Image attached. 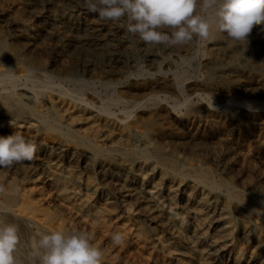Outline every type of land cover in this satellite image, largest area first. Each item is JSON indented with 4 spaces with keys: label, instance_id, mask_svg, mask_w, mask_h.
I'll list each match as a JSON object with an SVG mask.
<instances>
[{
    "label": "rangeland",
    "instance_id": "rangeland-1",
    "mask_svg": "<svg viewBox=\"0 0 264 264\" xmlns=\"http://www.w3.org/2000/svg\"><path fill=\"white\" fill-rule=\"evenodd\" d=\"M4 2L7 5L6 7L4 6ZM0 4V20L2 19V21H0V55L3 48H7L5 49L7 53V63L6 65L0 63V71L6 70L5 73L9 72L7 74L16 77L14 82L0 78V92L5 89L8 92L10 91V93L18 94L20 92L18 89L21 86L30 87V84L25 81L24 77H21L25 73L28 60L30 61L31 58H35L44 61L47 66H50L48 70L50 72H55L53 74L51 73L52 77L49 78L50 84H52L51 87L49 86L46 92L44 91L41 93V104H36L35 108H39V111L42 108L41 113H45L46 111L41 117H47L48 119L55 117L57 122L62 125H59L60 130L56 131L50 127V125L46 126L37 122L36 116L33 115L32 111L20 108L18 110V108H16L18 112L16 116H19L21 119L23 118V122L10 127V132L13 134L19 132L26 138L34 141L37 149L33 161L29 163L25 162L22 166L17 165L12 168L0 169V186L3 187V191H0V203L5 204L4 209L0 211V223H14L18 226L21 243L18 247L20 251L16 252V256L21 264H31V257L34 254L36 242L41 233L68 229H80L92 234L94 243L103 251L104 264H111V262L112 264H264V177H262L264 176V158L258 162L255 160L254 162L252 161V163L255 164H251L247 168L246 166L248 165L239 163L232 168V171H234L232 172L233 174H229L230 177L221 170L224 160L219 166L214 163L209 165L210 163L206 164L203 163L204 160H201L204 156L209 157L211 151L217 150V142H219V139H224V137L225 139L226 137L230 138L234 136L237 131L239 132V130L240 135L237 138V143L239 147H241L240 151L252 155L255 153L253 155L255 156L259 151L264 150V131L261 132L262 134L260 133L261 135H251L248 132V127H246V122L242 120L243 118L237 117V119L235 118L237 124L235 121L232 122L233 124L229 122L221 128L218 132L219 134L215 133L219 136L218 140L217 138L215 139L212 134L206 133V137L201 138L200 144L198 143L191 147L190 150H176L169 154L170 145L165 143L159 149H149L148 153L150 155H148V157H143L138 151L141 149V146H127V144L117 140L114 132L111 133V135L103 131V127L106 124L103 115H97L93 112L95 118L91 117V111L87 107L78 105L73 100L69 99L70 97L73 98V95H75L74 97L82 98L85 102L87 101L86 103L97 108L99 106V100L107 102L110 99H117L119 95L125 98L127 94L124 93V91L133 85L132 82L143 77H149L145 73L143 74L142 69H148L154 72L159 65L157 63L163 61L165 71L169 70L173 72L175 76H180L181 78L185 77L184 79L187 84L193 83L194 81L197 82V80L207 81L208 83H214L217 80L220 82L231 80L233 82L238 79L242 80L244 86H240V89L236 88L235 90H231L229 92L230 94H227V97H229L228 99L232 97L234 100V106H232L229 111L237 112L238 114L240 105L251 104L250 106L264 107L263 25L251 31L247 37L248 46L246 45L244 50L240 48V46H238V48L237 46L228 44L220 51L216 43L218 41L210 37L207 40L194 38V42H190V45L166 48L164 46L145 45L139 40L138 36H135V38L132 34L127 33L126 29L121 24L100 20L95 13H90L85 10L82 6V0H0ZM88 24L89 26H87ZM96 30L101 32L99 37L95 34ZM103 31H106V33ZM9 48L10 50H8ZM49 48H51V51ZM7 50L9 52H7ZM173 54H176V56L180 55V57H182L181 55L187 58L191 57L192 59L191 61L189 60L188 62L182 63L176 59V56ZM155 62H157V65ZM220 62L222 64H220ZM165 63L167 64L165 65ZM63 67L67 69L68 72H61L62 74H60L58 69ZM116 67L118 68L116 69ZM51 68H53V70ZM175 68H177V70ZM213 69L216 70L214 71ZM138 70H141L139 78L129 77L130 73H137ZM107 74H109V76ZM18 75L20 77H18ZM71 77L72 79H70ZM79 81L84 83L80 85ZM106 83L116 84L117 89L120 88L119 90H123V93H119L117 89H114V91L113 89H108L104 85ZM15 85L16 87L18 85L17 89ZM90 85L91 87H89ZM75 87H77L78 90ZM257 87L260 88L257 89ZM91 90L97 95L98 100L92 101L88 98L89 94L87 93L92 92ZM159 90L160 89H155L154 91L161 95L164 94L167 101L169 100L168 102L170 103L177 102L176 104H181L183 99H187L185 104H182L183 107L180 105L179 109L176 110L178 116L184 115L189 107H192V105L197 102L196 98L190 97L192 92L186 88L183 90L184 94H179L180 96L172 91L163 93ZM252 91H255V93ZM57 92L59 93L57 94ZM196 92L203 95V99L206 103H211L213 105L217 100H220L219 98L222 96L218 93H210L203 88L197 89ZM185 95H189L190 99L186 98ZM131 98H142V95L135 94L133 97L131 96ZM23 103L25 102L23 101ZM235 104L237 105L235 106ZM221 109L222 108H219L218 111H225L224 109L220 111ZM1 110H3L2 105H0V111ZM108 110L113 112L116 117L120 119L124 118L127 123L132 121V115L129 116L131 119L125 116L122 114L119 107L109 106ZM77 112L80 114V117L76 116ZM23 113L28 117L24 116ZM83 116L87 118H83ZM101 117H103L102 120ZM236 128L238 129L236 130ZM1 130H3V124L0 118V136H2L3 132ZM132 130L128 129L129 133L134 135L136 132ZM73 132L75 133L73 134ZM167 139L168 138L165 137V140ZM44 141L46 143L52 141L61 142L69 152L71 151L70 153H72V155H69V152L67 154H60L53 150H49L45 147ZM204 145L208 146L205 147ZM242 147L244 148L242 149ZM228 148L227 146L224 150L225 152L223 151L222 154L228 152ZM218 152L219 150L216 155ZM155 153L158 154L156 157L153 156ZM219 153H221V151ZM225 161H228L227 164L232 166L233 162L230 157L225 158ZM107 166H110V168L105 171L106 175L102 177L103 170ZM190 168L195 172L193 170L192 172ZM246 172H250V174L245 176ZM51 173H53V175ZM217 173L218 175H216ZM237 174H239L240 177ZM46 176H48L49 179H46ZM139 176H141L142 179ZM224 176L228 178L224 179ZM213 181L215 184L222 182V184H220V186H222H219V189L216 188L213 186ZM255 181H257V183ZM110 182L112 183L110 184ZM260 183H262V185ZM246 185H250L251 187ZM57 187L63 189L60 195L54 192ZM223 189H226V192ZM247 193H249V195ZM55 194L56 197L54 196ZM134 198L139 201H135ZM260 201L263 202L261 203ZM146 206L147 209L152 210V212L150 211L151 214L143 213ZM164 208L171 209L172 218L175 220L173 221V219H171L172 224H169L170 220L167 219V216L164 214ZM212 208L213 210H211ZM260 208L263 209L261 210ZM159 209H161L162 212L161 210L159 211ZM11 214H13V216ZM211 216L216 217H214V219ZM220 216L224 227L221 235L216 232L219 227L217 218ZM156 217L158 219H156ZM45 223H50L51 225L48 226V224L45 225ZM177 223H181L182 225L180 224L178 226ZM177 231L179 233H176ZM113 232L122 233L125 236V243L119 246L113 244L111 239V234ZM157 240L158 242H156ZM210 249H212V251ZM27 252L28 255L26 254Z\"/></svg>",
    "mask_w": 264,
    "mask_h": 264
},
{
    "label": "bare ground",
    "instance_id": "bare-ground-1",
    "mask_svg": "<svg viewBox=\"0 0 264 264\" xmlns=\"http://www.w3.org/2000/svg\"><path fill=\"white\" fill-rule=\"evenodd\" d=\"M18 1V0H17ZM33 1V0H32ZM40 1V0H39ZM2 2V1H1ZM8 2V1H7ZM80 2V1H79ZM5 3V2H4ZM1 5V4H0ZM4 6L6 7V3L4 4ZM1 7V6H0ZM8 9V7H7ZM6 9V10H7ZM26 9V8H25ZM24 9V10H25ZM4 10V9H2ZM1 10V11H2ZM16 10V8H15ZM86 10V9H85ZM17 11V10H16ZM80 11V10H79ZM11 12V10H10ZM34 12V11H33ZM1 13V12H0ZM39 13V12H38ZM86 13V12H85ZM8 14V13H7ZM6 14V15H7ZM22 16V15H21ZM30 16V15H29ZM8 17V16H7ZM77 17V16H76ZM86 17V16H85ZM10 18V17H9ZM20 18V17H19ZM88 18V17H87ZM22 19V18H21ZM18 20V19H17ZM30 20V19H29ZM82 20V19H81ZM2 21V19L0 20ZM88 21V20H87ZM98 22V21H97ZM6 23V22H5ZM21 23V22H20ZM83 23V22H82ZM87 23V22H86ZM23 25V24H22ZM114 25V24H113ZM26 26V25H25ZM89 26V24L87 25ZM92 26V25H90ZM95 26V25H94ZM117 26V25H116ZM260 26V25H259ZM264 26V25H263ZM7 27V26H6ZM258 26H254V28H257ZM3 28V26H2ZM1 28V29H2ZM253 28V29H254ZM264 29V28H263ZM105 30V29H104ZM122 30V29H120ZM119 30V31H120ZM114 31V30H113ZM112 31V32H113ZM117 31V30H116ZM115 31V32H116ZM259 31V30H258ZM27 32V31H26ZM104 33H106V31H103ZM127 32V31H126ZM28 33V32H27ZM34 33V32H32ZM36 33V32H35ZM108 33V32H107ZM95 34L98 35V37L101 35V32L100 31H95ZM117 34V33H116ZM263 34V33H262ZM28 35V34H27ZM78 35V34H77ZM19 36V35H18ZM91 36V35H90ZM39 37V35H38ZM92 37V36H91ZM132 37V36H131ZM135 37V36H134ZM5 38V37H4ZM32 38V37H30ZM133 38V37H132ZM136 38V37H135ZM210 38H215L217 44H218V49H221L223 47H225L226 45H230V43L228 42L227 40V37H226V34H223V33H220L219 31H217L215 28H213L212 30V33L210 35ZM256 38V37H254ZM94 39V37H93ZM251 39V38H250ZM15 40V39H14ZM23 40V39H22ZM32 40V39H31ZM76 40V39H75ZM133 40V39H132ZM137 40V39H136ZM259 40V39H258ZM30 41V40H29ZM42 41V40H41ZM3 42V41H2ZM9 42V41H8ZM27 42V41H26ZM31 42V41H30ZM38 42V41H37ZM49 42V41H48ZM57 42V41H56ZM115 42V41H114ZM194 42V41H193ZM24 43V42H23ZM28 43V42H27ZM26 43V44H27ZM73 43V42H72ZM117 43V42H116ZM125 43V42H123ZM137 43V42H136ZM197 43H198V40H197ZM197 43L195 42V44L197 45ZM214 43V42H213ZM212 43V44H213ZM254 43V42H253ZM4 44V43H3ZM11 44V43H10ZM15 44V43H14ZM199 44V43H198ZM248 44V43H247ZM256 44V43H255ZM18 45V44H17ZM50 45V43H49ZM59 45V43H58ZM84 45V44H83ZM87 45V44H86ZM107 45V44H106ZM123 45V44H122ZM188 45V44H187ZM190 45V44H189ZM254 45V44H253ZM258 45V43H257ZM2 46V45H1ZM15 46V45H14ZM46 46V45H45ZM85 46V45H84ZM89 46V45H88ZM124 46V45H123ZM210 46V45H209ZM248 46V45H247ZM25 47V46H24ZM81 47V46H80ZM149 47V46H148ZM186 47V46H185ZM199 47V46H198ZM228 47V46H227ZM238 47V46H237ZM90 48V47H89ZM124 48V47H123ZM189 48V47H188ZM216 48V46H215ZM230 48V47H229ZM239 48V47H238ZM242 48V47H240ZM261 48V47H260ZM5 49L7 48H3V51L1 52V55H0V63H2V65H6L7 63V53L5 51ZM17 49V48H16ZM20 49V48H19ZM18 49V50H19ZM51 48H49L50 50ZM58 49V48H57ZM175 49V48H174ZM185 49V48H184ZM252 49V48H251ZM10 50V48L8 49ZM7 50V52H9ZM12 50V49H11ZM25 50V48H24ZM37 50V49H36ZM39 50V49H38ZM42 50V49H41ZM103 50V49H102ZM178 50V49H177ZM244 50V49H243ZM254 50V49H252ZM16 51V50H15ZM51 51V50H50ZM56 51V50H55ZM78 51V50H77ZM83 51V50H82ZM91 51V50H90ZM105 51V50H104ZM109 51V50H108ZM112 51V50H111ZM120 51V50H119ZM181 51V50H180ZM212 51V50H211ZM236 51V50H235ZM247 51V50H246ZM261 51V50H260ZM17 52V51H16ZM60 52V51H59ZM84 52V51H83ZM102 52V51H101ZM173 52V51H171ZM185 52V51H184ZM240 52V51H239ZM238 52V53H239ZM23 53V52H22ZM31 53V52H30ZM52 53V52H51ZM156 53V51H155ZM183 53V52H181ZM195 53V52H193ZM258 53V52H257ZM15 54V53H13ZM20 54V53H19ZM28 54H29V51H28ZM179 54V53H178ZM184 54V53H183ZM189 54V53H188ZM220 54V53H219ZM10 55V54H9ZM18 55V54H17ZM22 55V54H21ZM176 56V54H173ZM261 55V54H260ZM263 55V54H262ZM153 56V55H152ZM166 56V55H165ZM182 57L179 56H176L175 58L178 59L180 62L182 63H185V62H188L189 60L191 61V57L187 58V57H183V55H181ZM211 56V55H210ZM14 57H17V56H14ZM36 57V56H35ZM43 57V56H42ZM171 57V56H170ZM193 57V56H192ZM195 57V56H194ZM197 57V56H196ZM212 57V56H211ZM224 57V56H222ZM221 57V58H222ZM18 58H21V57H18ZM17 58V59H18ZM59 58V57H58ZM161 58V57H160ZM210 58V57H209ZM30 59V58H29ZM39 59V58H38ZM47 59V58H46ZM164 59V58H163ZM162 59V60H163ZM173 59V57H172ZM207 59V58H206ZM213 59V58H212ZM16 60V59H15ZM26 60V58H25ZM48 60V59H47ZM175 60V59H174ZM109 61V60H108ZM113 61V60H112ZM157 61V60H156ZM213 61V60H212ZM211 61V62H212ZM215 61V60H214ZM25 62V61H24ZM27 62V61H26ZM71 62V61H70ZM169 62V61H168ZM174 62V61H173ZM197 62V61H196ZM116 63V62H115ZM157 62H155L156 64ZM227 63V62H226ZM75 64V63H74ZM159 64V63H157ZM156 64V65H157ZM167 63H165L166 65ZM190 64V62H189ZM197 64V63H196ZM211 64V63H210ZM214 64V63H213ZM220 64H222L220 62ZM25 65V64H24ZM59 65V64H58ZM180 65V64H178ZM225 65V63H224ZM170 66V65H168ZM183 66V65H182ZM207 66V65H206ZM210 66V65H209ZM212 66V64H211ZM223 66V65H222ZM226 66V65H225ZM231 66V65H230ZM2 67V66H1ZM5 67V66H4ZM156 67V66H155ZM158 67V66H157ZM188 67V66H187ZM236 67V66H235ZM7 68V67H5ZM48 68H50V66H47L46 63L44 61H41V60H37L35 58H31L30 61L28 60V63L26 65V69H25V73L21 76V77H24L25 81L28 82L30 84V87L27 88V86H21L18 90H20V92L18 94H14V93H10V91H6L5 89L2 90L1 88V92H0V105H2V108L3 110L0 111V118H1V122L3 124V131L2 132V136L3 137H6V136H9V135H12L13 133L10 132V127L13 126V125H16L18 123H22L23 122V118H19V116L17 117L16 114L18 113L16 111V108H19L20 109H25V110H30L32 111L33 115L36 116V120L37 122L41 123V124H44L46 126L50 125V127H52L54 130L56 131H59L60 130V127L57 120L54 118L52 119H45L43 117H41V115H44L46 113H41V109L40 111L38 109L35 108V105L36 104H41V93H43L44 91L46 92V90L49 88V86L51 87L52 84H50L51 82L49 81L52 77L51 73L53 74L54 72L52 71L53 68H51L50 70L52 72H50L48 70ZM84 68V67H83ZM118 67H116L117 69ZM209 68V67H208ZM210 68H213V67H210ZM240 68V67H239ZM111 69V68H110ZM174 69V68H172ZM171 69V70H172ZM177 70V68H175ZM249 69V68H248ZM92 70V69H91ZM152 70V69H151ZM153 70H154V67H153ZM175 70V71H176ZM214 70V69H213ZM216 70V69H215ZM214 70V71H215ZM219 70V69H218ZM6 71V70H5ZM4 70H1L0 71V78H4V79H7L11 82H14L16 80V77L11 75V74H7L5 73ZM9 71V70H8ZM50 73H48V72ZM213 71V72H214ZM245 71V70H244ZM58 72H60V74L62 73H66L68 72L67 69H64L61 68V69H58ZM62 72V73H61ZM168 74L167 76H157L155 78H151V77H143V78H140L139 80L135 81V82H132L133 85L127 89L126 91H124V93L127 94V97L125 96V98H122L120 95L117 97V99H110L109 101L107 102H102L99 100V106L97 108H95L94 106L92 105H89L88 103H86L84 101V99L82 98H78V97H74L75 95H73V98H69L71 100H73L76 104L78 105H83V107H87L91 112H90V116L91 117H94L95 118V115L93 112H95V114H99V115H103L105 117V126L103 127V131L106 133V134H111L114 132V135L116 136L117 140L122 142V143H125L127 144V146H141V149L138 150L140 155L143 156V157H148V155H150L148 153L149 149H159L161 148L165 143H168L170 145V153H173L175 152L176 150L177 151H187V150H190L191 147L197 145L201 138H205L206 137V133H210L214 136V138L217 140L219 139V136L216 135L215 133H218L221 128H223V126L229 122H234L235 121V118L237 119V117H242L247 126L248 129H249V133L253 136H257L258 134H260L261 132L264 131V107H258V106H250V105H240L239 107V110H238V114L237 112H232V111H229L231 109L232 106H234V100L233 98L231 97L230 99H228L229 97H227V94L231 91V90H235L236 88L240 89V86H244L242 83V80H235L232 82L231 81H225V82H220V81H216L214 83H208L207 81H198L197 82H193V83H190V84H187L185 82V77L184 78H181L180 76H175L173 74V72H170L169 70L166 71ZM188 72V71H187ZM186 72V73H187ZM195 72V71H194ZM220 72V71H219ZM222 72V71H221ZM176 73V72H175ZM184 73V72H183ZM197 73V72H196ZM215 73V72H214ZM239 73V72H238ZM15 74V73H14ZM18 74V73H17ZM110 74V73H109ZM109 74H107L109 76ZM117 74V73H116ZM144 74V73H143ZM146 74V73H145ZM223 74V73H222ZM235 74V73H234ZM105 75V74H104ZM147 75V74H146ZM182 75V74H181ZM198 75V74H197ZM229 75V74H228ZM116 76V75H115ZM143 76V75H142ZM141 76V77H142ZM213 76V75H212ZM215 76V75H214ZM235 76V75H233ZM239 76V75H238ZM245 76V75H244ZM247 76V75H246ZM250 76V75H249ZM18 77H20L18 75ZM58 77V76H57ZM130 77V76H129ZM222 77V76H221ZM220 77V78H221ZM64 78V77H63ZM237 78V77H236ZM262 78V77H261ZM68 79V78H67ZM72 79V77L70 78ZM127 79V78H126ZM184 79V80H183ZM200 79V78H199ZM216 79V78H215ZM223 79V78H222ZM228 79V78H227ZM245 79V78H244ZM1 80V79H0ZM3 80V79H2ZM21 80V79H20ZM19 80V81H20ZM108 80V78H107ZM117 80V79H116ZM122 80V79H121ZM133 80V79H132ZM187 80V79H186ZM211 80V79H210ZM221 80V79H220ZM229 80V79H228ZM246 80V79H245ZM260 80V79H259ZM4 81V80H3ZM18 81V82H19ZM73 81V80H72ZM71 81V82H72ZM77 81V80H75ZM84 81V80H83ZM112 81V80H110ZM130 81V80H129ZM248 81V80H247ZM256 81V80H254ZM262 81V80H261ZM6 82V81H5ZM68 82V81H67ZM118 82V81H117ZM125 82V81H124ZM128 82V81H127ZM260 82V81H259ZM258 82V83H259ZM17 83V82H16ZM76 83V82H75ZM84 82L82 81H79V84H83ZM121 83V81H120ZM245 83V82H244ZM252 83V82H251ZM262 83V82H260ZM259 83V84H260ZM264 83V82H263ZM7 84V83H6ZM59 84V83H58ZM65 84V83H64ZM78 84V83H77ZM248 84V83H247ZM258 84V85H259ZM55 85V83H54ZM102 85V84H101ZM108 89L114 91V89H117V85L116 84H111V83H106L104 84ZM124 85V84H122ZM256 85V84H255ZM16 87V85H15ZM18 87V85H17ZM16 87V89H17ZM91 87V85L89 86ZM116 87V88H115ZM246 87V85H245ZM7 88V87H6ZM77 90L78 88L75 87ZM82 88V87H81ZM100 88V87H99ZM184 88L188 89L190 92H192V95L190 96L191 98H196L197 99V102L194 103V105H192V107H189L188 111L182 115V116H178L176 114V110L179 109L180 105L181 107H183V105L185 104L186 100L187 99H183L182 103H170L167 101V98L166 96L163 94H158L156 93L154 90L155 89H160L159 91H162L163 93L164 92H167V91H172V92H175L177 93V95L179 94H182L183 93V90ZM199 88H203L205 89L206 91L210 92V93H218L219 95H222L221 98H219L220 100H217L214 105L211 104V103H206L203 99V95L201 93H198L196 92L197 89ZM250 88V87H248ZM252 88V87H251ZM254 88V87H253ZM260 88V87H257V89ZM12 89V88H10ZM55 89V88H54ZM86 89V87H85ZM88 89V88H87ZM90 89V88H89ZM103 89V88H102ZM106 89V88H104ZM120 88H118L117 90H119ZM123 89V88H122ZM244 89V88H243ZM263 89V87H262ZM12 90H15V89H12ZM57 90V88H56ZM58 90H59V85H58ZM63 90V89H62ZM60 90V91H62ZM83 90V89H82ZM81 90V91H82ZM93 90V89H92ZM91 90V91H92ZM247 90V89H246ZM250 90V89H249ZM255 90V89H254ZM51 91V90H50ZM59 91V92H60ZM104 91V90H102ZM112 91V92H113ZM123 91V90H122ZM121 90H119L118 92L119 93H123ZM256 91V90H255ZM255 91H252L253 93H255ZM262 91V90H261ZM49 92V91H47ZM56 92V91H55ZM57 92V94L59 93ZM68 92V91H66ZM88 92V91H87ZM96 92V91H95ZM105 92V91H104ZM117 92V93H118ZM17 93V92H16ZM50 93V92H49ZM62 93V92H61ZM109 93V92H108ZM107 93V94H108ZM204 93V92H203ZM234 93V92H233ZM240 93V92H239ZM244 93V92H243ZM258 93V91H257ZM69 94V93H67ZM89 94V97L90 100L92 101H96L98 100V97L97 95L92 91V92H89L87 93ZM135 94H141L142 95V98H137V99H133L131 98V96L133 97ZM168 94V93H167ZM184 94V93H183ZM207 94V93H206ZM205 94V95H206ZM230 94V93H229ZM63 95V94H62ZM66 95V94H65ZM64 95V97H65ZM80 95V94H79ZM102 95V94H101ZM190 95V94H189ZM186 96V98L190 99V97ZM209 95V94H208ZM215 95V94H214ZM69 96V95H67ZM111 96V95H110ZM174 96V95H173ZM172 96V97H173ZM180 96V95H179ZM236 96V95H235ZM263 96V95H262ZM184 97V96H183ZM215 97V96H214ZM62 98V97H61ZM178 98V97H177ZM185 98V97H184ZM206 98V96H205ZM213 98V97H212ZM217 98V99H218ZM236 98V97H235ZM49 99V98H48ZM51 99V98H50ZM56 99V98H55ZM193 100V99H192ZM191 100V102H192ZM23 101L25 103H23ZM52 101V100H51ZM181 101V100H180ZM214 101V100H213ZM237 101V100H236ZM244 102V101H243ZM53 103V102H52ZM190 103V102H189ZM253 103V102H252ZM255 103V102H254ZM259 103V102H258ZM43 104V103H42ZM54 104V103H53ZM183 104V105H182ZM257 104V103H256ZM263 104V103H262ZM52 105V104H51ZM73 105V104H72ZM188 105V104H187ZM237 104H235L236 106ZM54 106V105H53ZM52 106V108H53ZM109 106H115V107H119L120 108V111L122 112V114H124L125 116L129 117L130 115H132V121L130 123H127L126 120L124 118L120 119L118 117L115 116V114L111 111L108 110ZM55 108V106H54ZM53 108V109H54ZM82 108V107H81ZM219 108H222L224 109L225 111L224 112H219L218 109ZM181 109V108H180ZM184 109V108H183ZM222 109L220 111H222ZM238 109V108H237ZM67 110V109H66ZM82 110V109H81ZM88 110V111H89ZM66 112V111H65ZM69 112V111H68ZM185 112V110H184ZM27 113V112H26ZM55 113V112H54ZM117 113V112H116ZM120 113V112H119ZM118 113V114H119ZM31 114V113H30ZM29 114V115H30ZM56 114V113H55ZM121 114V113H120ZM24 115V113H23ZM22 115V117H23ZM24 116H27V115H24ZM47 116V115H46ZM56 116V115H55ZM77 117H80V114L77 112L76 114ZM82 116V115H81ZM28 117V116H27ZM72 117V116H71ZM86 117V116H85ZM83 116V118H85ZM97 117V116H96ZM31 118V117H30ZM75 118V117H74ZM82 118V119H83ZM87 118V117H86ZM130 118V117H129ZM72 119V118H71ZM78 119V118H77ZM103 119V117H101V120ZM131 119V118H130ZM75 120V119H74ZM73 120V121H74ZM99 120V118H98ZM239 120V119H238ZM30 121V120H29ZM91 121V119H90ZM128 121V119H127ZM241 121V120H240ZM76 122V121H75ZM92 122V121H91ZM82 123V122H81ZM97 123V122H96ZM236 123V121H235ZM242 123V122H241ZM63 124V123H62ZM84 124V122H83ZM233 124V123H232ZM237 124V123H236ZM30 125V124H29ZM91 125V123H90ZM93 125V124H92ZM229 125V124H228ZM27 126V125H26ZM62 126V125H61ZM65 126V125H64ZM67 126V125H66ZM83 126V125H82ZM88 126V125H87ZM240 126V125H239ZM245 127V128H246ZM226 128V127H225ZM65 129V128H64ZM88 129V128H87ZM128 129H133L136 133L134 135H132L131 133H129ZM238 128H236L237 130ZM242 129V128H241ZM247 129V130H248ZM67 130V128H66ZM68 130H69V127H68ZM84 130V129H83ZM132 130V131H133ZM235 130V131H236ZM243 130V129H242ZM63 131V130H62ZM93 131V130H92ZM226 131V130H225ZM72 132V131H71ZM94 132V131H93ZM131 132V131H130ZM223 132V130H222ZM231 132V131H230ZM233 132V131H232ZM75 132H73L74 134ZM242 133V132H241ZM93 134V133H92ZM131 134V135H130ZM219 134V133H218ZM245 134V133H244ZM262 134V133H261ZM260 134V135H261ZM112 135V134H111ZM226 135V134H225ZM240 135V130L239 132L237 131V133L228 138L224 137V139H219L217 142L218 146H217V150H213L211 151V154L210 156H204L202 157L201 160H204L203 163H210L209 165H211V163L213 164H216L217 166H219V164L221 165V162L224 160V164L223 166H221V170L225 173V174H231L233 171H232V168H234L235 166H237L239 163L242 165L245 164V165H248L246 166L249 167V165L251 164H255V163H252V161L254 162V160L256 162L260 161L261 159L264 158V150H261V151H257L258 154L253 156L255 153L250 154V153H244V152H241L240 151V148L239 147V144L237 143V138L239 137ZM76 136V135H75ZM108 136V135H107ZM212 136V138H213ZM218 136V137H216ZM243 136V135H241ZM65 137V136H64ZM79 137V135H78ZM165 137H167L168 139L165 140ZM210 137V135H209ZM223 137V136H222ZM246 137V136H245ZM259 137V136H258ZM82 138V137H81ZM86 138V137H85ZM248 138V137H247ZM246 138V139H247ZM264 138V137H263ZM112 139V138H111ZM259 139V138H258ZM262 139V138H261ZM260 139V140H261ZM84 140V139H83ZM213 140V139H212ZM244 140V139H243ZM252 140V139H251ZM257 140V139H256ZM86 141V139H85ZM167 141V142H166ZM204 141V140H203ZM262 141V140H261ZM45 142V141H44ZM109 142V141H108ZM114 142V141H113ZM208 142V141H207ZM210 142V141H209ZM239 142V141H238ZM264 142V141H263ZM91 143V142H90ZM110 143V142H109ZM116 143V142H115ZM205 143V141H204ZM213 143V142H212ZM246 143V142H245ZM45 144V147L49 150H53L55 151L56 153H60V154H64V153H68L69 150L61 143V142H49V143H44ZM200 144V143H199ZM251 144V143H250ZM249 144V145H250ZM92 145V144H91ZM104 145V144H103ZM109 145V144H108ZM212 145V144H211ZM256 145V144H255ZM263 145V144H262ZM126 146V145H125ZM205 146V145H204ZM208 146V145H207ZM205 146V147H207ZM227 146L229 147V151L222 154V152L225 150V148H227ZM247 146V145H246ZM96 147V146H95ZM211 147V146H209ZM208 147V148H209ZM214 147V146H213ZM252 147V146H251ZM101 148H102V145H101ZM107 148V147H106ZM124 148V147H123ZM136 148V147H135ZM199 148V147H198ZM244 147H242L243 149ZM250 148V147H249ZM126 149V148H125ZM131 149V148H130ZM214 149V148H212ZM95 150V149H94ZM103 150V149H102ZM108 150V149H107ZM119 150V149H118ZM127 150V149H126ZM209 150V149H208ZM219 150V152L221 151V153L218 152V154L216 155L217 151ZM256 150V149H255ZM136 151V150H135ZM71 152V151H70ZM68 153L69 155H72V153ZM77 152V151H76ZM79 152V151H78ZM104 152V151H103ZM107 152V151H106ZM151 152V151H150ZM208 152V151H206ZM225 152V151H224ZM246 152V151H245ZM253 152V150H252ZM100 153V152H99ZM124 153V152H123ZM154 153V152H153ZM167 153V152H166ZM190 153V152H188ZM204 153V151H203ZM202 153V155H203ZM117 154V153H115ZM130 154V153H129ZM168 154V155H169ZM199 154V153H198ZM207 154V153H205ZM86 155V153H85ZM88 155V154H87ZM114 155V154H113ZM152 155V154H151ZM158 154H154L153 156L156 157ZM165 155V154H164ZM173 155V154H172ZM178 155V154H176ZM185 155V154H184ZM196 155V153H195ZM56 156V154H55ZM151 156V157H153ZM57 157V156H56ZM67 157V155H66ZM65 157V158H66ZM169 157V156H168ZM172 157V156H171ZM184 157V156H183ZM230 157L232 159V166H230V164H227L228 161L226 162L225 161V158H228ZM76 158V157H75ZM118 158V157H117ZM163 158V157H162ZM170 158V157H169ZM168 158V160H169ZM199 158V157H198ZM197 158V159H198ZM151 159V158H150ZM160 159V158H159ZM175 159V158H174ZM178 159V158H177ZM176 159V161H177ZM184 159V158H183ZM190 159V158H189ZM146 160V159H145ZM155 160V159H154ZM173 160V159H172ZM199 160V159H198ZM200 160V161H201ZM33 161V160H32ZM161 161V160H160ZM196 161V160H195ZM198 161V162H200ZM31 162V161H30ZM165 162V160H164ZM170 162V160H169ZM173 162V161H172ZM178 162V161H177ZM197 162V161H196ZM29 163V162H28ZM103 163V162H102ZM144 163V162H143ZM150 163V162H149ZM192 163V162H191ZM202 163V161H201ZM231 163V162H230ZM50 164V163H49ZM48 164V165H49ZM58 164V163H57ZM159 164V163H158ZM173 164V163H171ZM181 164V163H180ZM188 164V163H187ZM196 164V163H195ZM263 164V163H262ZM24 165V164H23ZM34 165V164H33ZM41 165V164H40ZM45 165V164H44ZM52 165V164H51ZM150 165V164H149ZM148 165V167H149ZM154 165V164H153ZM170 165V164H169ZM175 165V164H174ZM191 165V164H190ZM204 165V164H203ZM29 166V165H28ZM47 166V165H46ZM101 166V164H100ZM113 166V165H112ZM146 166V165H145ZM152 166V165H151ZM166 166V165H165ZM184 166V165H182ZM187 166V165H186ZM200 166V165H199ZM202 166V165H201ZM213 166V165H212ZM257 166H258V163H257ZM256 166V167H257ZM262 166V165H261ZM58 167V166H57ZM157 167V166H156ZM180 167V166H179ZM189 167V166H188ZM204 167V166H203ZM209 167V166H208ZM245 167V166H244ZM252 167V166H251ZM260 167V166H259ZM27 168V167H26ZM42 168V167H41ZM46 168V167H45ZM101 168V167H100ZM110 168V166H107L104 168L103 170V173H102V177H104L106 174H105V171H107L108 169ZM117 168V167H116ZM120 168V167H119ZM173 168V167H172ZM181 168V167H180ZM185 168V167H184ZM192 168V167H191ZM190 168V169H191ZM197 168V167H196ZM206 168V167H205ZM214 168V167H213ZM34 169V168H33ZM112 169V168H111ZM161 169V168H160ZM183 169V168H181ZM180 169V171H181ZM217 169V168H216ZM241 169V168H240ZM256 169V168H255ZM45 170V169H44ZM140 170V169H139ZM138 170V171H139ZM185 170V169H184ZM193 169H191L192 171ZM196 170V169H195ZM200 170V169H199ZM207 170V169H206ZM264 170V168H263ZM52 171V170H51ZM100 171V170H99ZM113 171V170H112ZM117 171V170H116ZM146 171V170H145ZM164 171V170H163ZM167 171V170H166ZM194 171V170H193ZM192 171V172H193ZM201 171V170H200ZM236 171V170H235ZM247 171V169H246ZM253 171V170H252ZM41 172V171H40ZM47 172V171H46ZM50 172V171H49ZM53 172V171H52ZM115 172V171H114ZM174 172V171H173ZM177 172V171H176ZM179 172V171H178ZM187 172V171H186ZM190 172V171H189ZM195 172V171H194ZM241 172V171H240ZM239 172V173H240ZM264 172V171H263ZM42 173V172H41ZM48 173V172H47ZM57 173V171H56ZM60 173V172H59ZM136 173V172H135ZM144 173V172H143ZM147 173V172H146ZM199 173V172H198ZM210 173V172H209ZM208 173V174H209ZM238 173V172H237ZM242 173V172H241ZM255 173V172H254ZM31 174V173H29ZM45 174V172H44ZM53 175V173H51ZM112 174V173H111ZM117 174V173H116ZM118 174H119V171H118ZM139 174V173H138ZM137 174V175H138ZM142 174V173H141ZM192 174V173H190ZM195 174V173H194ZM193 174V175H194ZM211 174V173H210ZM233 174V173H232ZM250 172H246L245 176L246 175H249ZM252 174V173H251ZM58 175H61V174H58ZM122 175V174H121ZM127 175V174H126ZM167 175V174H166ZM207 175V174H206ZM205 175V176H206ZM218 175V173L216 174ZM239 176V174H237ZM241 175V174H240ZM243 175V174H242ZM260 175V174H258ZM203 176V175H202ZM210 176V175H209ZM214 176V175H213ZM212 176V177H213ZM251 176V175H250ZM261 176V175H260ZM107 177V176H106ZM112 177V176H111ZM127 177V176H125ZM138 177V176H137ZM141 178V176H139ZM144 177V176H143ZM194 177H197V176H194ZM230 177V176H229ZM240 177V176H239ZM244 177V176H243ZM253 177V176H251ZM264 177V176H262ZM39 178V176H38ZM46 179H49L48 176L45 177ZM44 178V179H45ZM199 178V177H198ZM211 178V177H210ZM208 178V179H210ZM226 177L224 176V179ZM228 178V177H227ZM226 178V179H227ZM247 178V177H246ZM245 178V179H246ZM256 178V177H254ZM102 179V178H101ZM111 179V178H110ZM139 179V178H137ZM142 179V178H141ZM207 179V180H208ZM253 179V178H252ZM262 179V178H261ZM36 180V179H35ZM113 180V179H112ZM132 180V179H131ZM238 180V179H237ZM254 180V179H253ZM135 181V180H134ZM211 181V180H209ZM208 181V182H209ZM215 181V180H214ZM213 181V186H215L216 188H220V184H215ZM228 181V180H226ZM239 181V180H238ZM237 181V182H238ZM243 181V180H242ZM241 181V182H242ZM116 182V181H115ZM159 182V181H158ZM212 182V181H211ZM217 182V181H216ZM220 182V181H219ZM225 182V181H223ZM230 182V181H229ZM239 182V183H241ZM244 182V181H243ZM257 183V181H255ZM112 182H110L111 184ZM163 183V182H162ZM173 183V181H172ZM178 183V182H177ZM227 183V182H226ZM225 183V184H226ZM249 183V182H248ZM42 184V183H41ZM115 184V183H114ZM118 184V183H117ZM194 184V183H193ZM224 184V185H225ZM259 184V182H258ZM257 184V185H258ZM262 185V183H260ZM49 185V183H48ZM133 185V184H132ZM209 185V184H208ZM223 185V186H224ZM230 185V184H229ZM264 185V184H263ZM220 186V187H219ZM228 186V184H227ZM245 186V185H244ZM246 186H249L251 187L250 185H246ZM259 186V185H258ZM198 187V186H197ZM209 187V186H208ZM229 187V186H228ZM255 187V186H254ZM257 187V186H256ZM147 188V187H145ZM150 188V187H149ZM194 188V187H193ZM200 188V187H199ZM223 188H226V187H223ZM233 188V187H232ZM122 189V188H121ZM134 189V188H133ZM176 189V188H175ZM205 189V188H204ZM230 189V188H229ZM236 189V188H235ZM244 189V187H243ZM246 189V188H245ZM125 190V189H124ZM137 190V189H135ZM134 190V191H135ZM152 190V189H151ZM154 190V189H153ZM224 190V189H223ZM226 190V189H225ZM224 190V191H225ZM242 190V189H240ZM239 190V191H240ZM253 190V189H251ZM259 190V189H258ZM257 190V191H258ZM61 191H63L62 188L60 187H57L56 190L54 192H56L58 195L61 194ZM119 191L121 192V190L119 189ZM145 191V190H144ZM143 191V192H144ZM150 191V190H149ZM169 191V190H168ZM198 191V190H197ZM222 191V190H221ZM234 191V190H233ZM248 191V190H247ZM254 191V190H253ZM256 191V190H255ZM117 192V191H116ZM153 192V191H152ZM158 192V191H156ZM209 192V190H208ZM226 192V191H225ZM232 192V191H231ZM242 192V191H240ZM172 193V192H171ZM198 193V192H197ZM207 193V192H206ZM228 193V191H227ZM238 193V192H237ZM246 193V192H245ZM254 193V192H253ZM252 193V194H253ZM263 193V192H262ZM150 194V193H149ZM155 194V193H154ZM200 194V193H199ZM249 195V193H247ZM245 194V195H247ZM128 195V194H127ZM130 195V194H129ZM135 195V193H134ZM146 195V194H145ZM148 195V194H147ZM153 195V194H152ZM173 195V193H172ZM208 195V194H207ZM56 197V194L54 195ZM104 196V195H103ZM125 196V195H123ZM137 196V194H136ZM149 196V195H148ZM228 196V195H227ZM253 196V195H252ZM98 197V196H97ZM100 197V195H99ZM118 197V196H117ZM132 197V196H131ZM140 197V195H139ZM172 197V196H171ZM229 197V196H228ZM246 197V196H245ZM257 197V196H256ZM263 197V196H262ZM107 198V197H106ZM133 198V197H132ZM157 198V197H156ZM187 198V197H186ZM212 198V197H211ZM248 198V197H247ZM252 198V197H251ZM255 198V197H254ZM100 199V198H99ZM173 199V198H172ZM203 199V198H202ZM206 199V198H205ZM209 199V198H208ZM233 199V198H232ZM236 199V198H235ZM123 200V199H122ZM135 200V198H134ZM133 200V201H134ZM245 200V198H244ZM243 200V201H244ZM260 200V199H259ZM137 201V200H135ZM134 201V202H135ZM139 201V200H138ZM137 201V202H138ZM153 201V200H152ZM209 201V200H208ZM251 201V199H250ZM249 201V202H250ZM141 202V201H140ZM210 202V201H209ZM241 202V201H240ZM256 202V201H255ZM261 202V201H260ZM263 202V201H262ZM261 202V203H262ZM105 203V202H104ZM128 203V202H126ZM136 203V202H135ZM158 203V202H157ZM258 203V201H257ZM103 204V203H102ZM134 204V203H133ZM138 204V203H137ZM135 204V205H137ZM169 204V203H168ZM104 205V204H103ZM120 205V204H119ZM141 205V204H140ZM185 205V204H184ZM214 205V204H213ZM255 205L257 206V204L255 203ZM4 206L5 204L4 203H0V211H2V209H4ZM121 206V205H120ZM129 206V205H128ZM206 206V205H205ZM263 206V205H262ZM261 206V207H262ZM20 207V206H19ZM142 207H145V206H142ZM158 207V205H157ZM169 207V206H168ZM203 207V206H202ZM209 207V206H208ZM260 207V206H259ZM122 208V207H121ZM140 208V207H139ZM167 208V207H166ZM36 209V208H35ZM130 209V208H129ZM142 209V208H140ZM219 209V208H218ZM261 209V208H260ZM263 209V208H262ZM261 209V210H262ZM161 209H159L160 211ZM171 209H163V212L164 214L167 216V219L170 220V223L169 224H172V221L171 219L172 218V213L170 211ZM213 210V208L211 209ZM258 210V209H257ZM126 211H127V208H126ZM150 211L152 212V210L150 209H147V206H146V209H144V212L143 213H146V214H151ZM190 211V210H189ZM196 211V210H195ZM220 211V210H219ZM264 211V210H263ZM157 212V211H156ZM155 212V213H156ZM162 212V210H161ZM160 212V213H161ZM258 212V211H257ZM32 213V212H31ZM94 213V212H93ZM194 213V212H193ZM262 213V212H261ZM6 214V213H5ZM8 214V213H7ZM177 214V213H176ZM175 214V215H176ZM209 214V213H208ZM13 216V214H11ZM36 215V214H35ZM155 215V214H154ZM153 215V216H154ZM262 215V214H261ZM11 216V217H12ZM16 216V215H15ZM38 216V215H37ZM148 216V215H147ZM156 216V215H155ZM154 216V217H155ZM164 216V215H163ZM217 216V214H216ZM214 216V217H216ZM226 216V215H225ZM201 217V216H200ZM212 217V216H211ZM212 217V218H214ZM10 218V217H9ZM20 218V217H19ZM22 218V217H21ZM27 218V217H26ZM37 218V217H36ZM206 218V217H205ZM156 219H158L156 217ZM156 219H153V220H156ZM166 219V218H165ZM166 219V220H167ZM215 219V218H214ZM213 219V220H214ZM179 220V219H177ZM176 220V221H177ZM40 221V220H39ZM173 221H175L173 219ZM209 221V220H208ZM217 221H219V227H218V230L216 231L218 234H222L223 233V230H224V227H223V223L221 222V216L217 218ZM6 223V222H5ZM208 223V222H207ZM212 223V222H211ZM48 224V226H50L51 224L50 223H45V225ZM168 224V222H167ZM181 224V223H180ZM179 223H177V225L179 226L180 225ZM210 224V223H209ZM213 224V223H212ZM34 225V224H33ZM165 225V224H164ZM182 225V224H181ZM215 225V223H214ZM169 226V225H168ZM226 226V225H224ZM166 227V226H165ZM164 227V228H165ZM176 227V226H175ZM183 227V226H182ZM49 228V227H48ZM174 228V227H173ZM177 228V227H176ZM167 229V228H166ZM173 230V229H172ZM180 230V229H179ZM183 231V230H182ZM215 231V230H214ZM45 232V231H44ZM176 233H179L178 231ZM175 233V234H176ZM227 234V233H226ZM181 235V233H180ZM215 235V233H214ZM177 236V235H176ZM103 238V237H102ZM97 239V238H96ZM157 239V238H156ZM155 239V240H156ZM214 239V238H213ZM226 239V238H225ZM106 240V239H105ZM219 240V239H218ZM23 241V240H22ZM107 241V240H106ZM158 242V240L156 241ZM98 244V243H97ZM24 245V244H22ZM26 245V244H25ZM162 245V244H161ZM25 247V246H24ZM27 247V246H26ZM31 247V246H30ZM162 247V246H161ZM210 248V247H209ZM212 251V249H210ZM216 250V249H215ZM17 251H20L19 248ZM27 251V250H26ZM219 251V250H218ZM119 252V251H118ZM19 253V252H18ZM207 253V252H206ZM28 255V252L26 253ZM208 254V253H207ZM217 254V253H216ZM23 255V254H22ZM255 256V255H254ZM256 257V256H255ZM213 258V256H212ZM126 259V258H125ZM215 259V258H214ZM258 259V258H257ZM108 263V262H107ZM112 264V262H111Z\"/></svg>",
    "mask_w": 264,
    "mask_h": 264
},
{
    "label": "clouds",
    "instance_id": "clouds-1",
    "mask_svg": "<svg viewBox=\"0 0 264 264\" xmlns=\"http://www.w3.org/2000/svg\"><path fill=\"white\" fill-rule=\"evenodd\" d=\"M82 6L102 21L121 24L145 45L166 48L194 38L207 40L215 28L231 45L244 49L254 26L264 25V0H82ZM142 72L151 78L168 74L163 61L154 72ZM140 74L138 70L130 77ZM36 150L35 142L19 132L0 136V169L32 161ZM111 239L117 246L125 243L120 232H113ZM20 243L18 226L0 223V264H21L16 256ZM31 264H104V254L86 231L54 230L40 234Z\"/></svg>",
    "mask_w": 264,
    "mask_h": 264
}]
</instances>
